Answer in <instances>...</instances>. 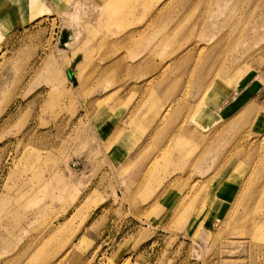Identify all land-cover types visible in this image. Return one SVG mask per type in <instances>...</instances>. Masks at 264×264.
<instances>
[{"label":"rangeland","instance_id":"1","mask_svg":"<svg viewBox=\"0 0 264 264\" xmlns=\"http://www.w3.org/2000/svg\"><path fill=\"white\" fill-rule=\"evenodd\" d=\"M0 264H264V0H0Z\"/></svg>","mask_w":264,"mask_h":264},{"label":"bare ground","instance_id":"2","mask_svg":"<svg viewBox=\"0 0 264 264\" xmlns=\"http://www.w3.org/2000/svg\"><path fill=\"white\" fill-rule=\"evenodd\" d=\"M167 5H169V2H166L164 5H163V7L162 8H160V10H159V12H161V11H163V10H165V7L167 6ZM157 13V12H156ZM260 56H261V54H260ZM251 62V61H250ZM256 62V61H255ZM228 68V66L226 65H224V67H223V69H222V71H221V74H224V72L226 71V69ZM151 79V78H150ZM231 82V81H230ZM216 86H218V88L216 89L217 91H214L215 93H217L216 95H214V97L211 99V101L212 102H214V103H216V101H217V98H219V96L221 95V94H224L225 92H226V90H227V86L225 87V85L224 84H220V83H216ZM216 88V87H215ZM211 89V88H210ZM206 91H207V89H206ZM214 106H216V105H214ZM217 107V106H216ZM170 109V108H169ZM168 109V110H169ZM167 110V111H168ZM164 114V113H163ZM165 114H167V112L165 111ZM164 114V115H165ZM165 117V116H164ZM160 119H162V118H160ZM165 119V118H164ZM163 119V120H164ZM163 120H161V121H163Z\"/></svg>","mask_w":264,"mask_h":264},{"label":"built area","instance_id":"3","mask_svg":"<svg viewBox=\"0 0 264 264\" xmlns=\"http://www.w3.org/2000/svg\"><path fill=\"white\" fill-rule=\"evenodd\" d=\"M70 167L73 169H78L80 167V162L77 160H74L70 163Z\"/></svg>","mask_w":264,"mask_h":264},{"label":"crops","instance_id":"4","mask_svg":"<svg viewBox=\"0 0 264 264\" xmlns=\"http://www.w3.org/2000/svg\"><path fill=\"white\" fill-rule=\"evenodd\" d=\"M240 99H241V98H240ZM240 99L237 101V104H236V102L233 104L234 107H233L232 111H235V110L237 109V107L239 106L238 104H240ZM234 100H235V99H234ZM234 116H235V115H234ZM125 148H126V146L122 144V149L125 150ZM125 151H126V150H125ZM219 212H220V210H219ZM219 212H218V213H219Z\"/></svg>","mask_w":264,"mask_h":264}]
</instances>
